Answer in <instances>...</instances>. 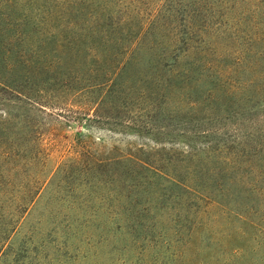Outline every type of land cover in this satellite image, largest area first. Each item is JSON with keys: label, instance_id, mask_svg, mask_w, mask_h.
Masks as SVG:
<instances>
[{"label": "trees", "instance_id": "trees-1", "mask_svg": "<svg viewBox=\"0 0 264 264\" xmlns=\"http://www.w3.org/2000/svg\"><path fill=\"white\" fill-rule=\"evenodd\" d=\"M144 4L0 0V102L16 108L0 116V157L7 164L38 157L41 149L24 140L37 133L26 115L72 106L74 118L93 114L186 146L86 163L98 173L125 168L127 193L115 196L122 223L150 208L156 216L169 208L177 219L204 199L250 220L264 207V0ZM61 170L40 172L25 192L0 190V200L9 194L14 204L0 210V257ZM150 179L165 186L151 190Z\"/></svg>", "mask_w": 264, "mask_h": 264}, {"label": "rangeland", "instance_id": "rangeland-1", "mask_svg": "<svg viewBox=\"0 0 264 264\" xmlns=\"http://www.w3.org/2000/svg\"><path fill=\"white\" fill-rule=\"evenodd\" d=\"M162 1L142 0L143 8L152 9ZM8 104L0 102L3 118L7 109H16ZM73 108L26 115L36 123L37 133L24 140H32L34 152L41 149L38 157L9 164L0 157V190L8 193L25 192L37 174L62 167L54 184L21 221L0 264H264V207L249 215L259 224L255 226L237 214L241 211L205 199L183 207L177 219L168 215L169 208L157 216L150 208L130 217L131 223H122L125 212L120 209L123 217H116L115 196L127 193L125 168L108 166L98 173L86 163L141 149L185 150L186 146L180 140L156 142L147 133L116 129L113 121H98L93 114L74 118ZM196 144L197 149L203 146ZM150 181L151 190L165 186ZM93 183H98L97 188L91 187ZM0 203L2 214L14 207L9 194Z\"/></svg>", "mask_w": 264, "mask_h": 264}]
</instances>
